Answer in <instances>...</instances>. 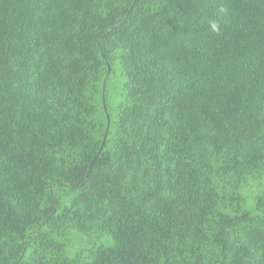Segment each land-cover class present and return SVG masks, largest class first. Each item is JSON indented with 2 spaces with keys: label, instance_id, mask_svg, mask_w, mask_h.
I'll list each match as a JSON object with an SVG mask.
<instances>
[{
  "label": "trees",
  "instance_id": "1",
  "mask_svg": "<svg viewBox=\"0 0 264 264\" xmlns=\"http://www.w3.org/2000/svg\"><path fill=\"white\" fill-rule=\"evenodd\" d=\"M0 264H264V0H0Z\"/></svg>",
  "mask_w": 264,
  "mask_h": 264
},
{
  "label": "rangeland",
  "instance_id": "2",
  "mask_svg": "<svg viewBox=\"0 0 264 264\" xmlns=\"http://www.w3.org/2000/svg\"><path fill=\"white\" fill-rule=\"evenodd\" d=\"M92 243V240L89 241L86 237H83L82 235H75L74 238L72 239L71 245L67 249V254L71 255L77 251L85 250L86 247L88 246L87 243ZM96 243H99V240L96 241ZM109 244V242H108Z\"/></svg>",
  "mask_w": 264,
  "mask_h": 264
},
{
  "label": "water",
  "instance_id": "3",
  "mask_svg": "<svg viewBox=\"0 0 264 264\" xmlns=\"http://www.w3.org/2000/svg\"><path fill=\"white\" fill-rule=\"evenodd\" d=\"M104 110H105V108H104Z\"/></svg>",
  "mask_w": 264,
  "mask_h": 264
}]
</instances>
